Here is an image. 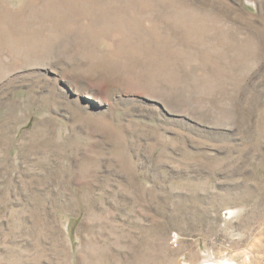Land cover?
Here are the masks:
<instances>
[{
  "label": "rangeland",
  "instance_id": "1",
  "mask_svg": "<svg viewBox=\"0 0 264 264\" xmlns=\"http://www.w3.org/2000/svg\"><path fill=\"white\" fill-rule=\"evenodd\" d=\"M208 263L264 264V0H0V264Z\"/></svg>",
  "mask_w": 264,
  "mask_h": 264
},
{
  "label": "bare ground",
  "instance_id": "2",
  "mask_svg": "<svg viewBox=\"0 0 264 264\" xmlns=\"http://www.w3.org/2000/svg\"><path fill=\"white\" fill-rule=\"evenodd\" d=\"M143 7V6H142ZM209 264V263H208ZM212 264V263H211Z\"/></svg>",
  "mask_w": 264,
  "mask_h": 264
}]
</instances>
